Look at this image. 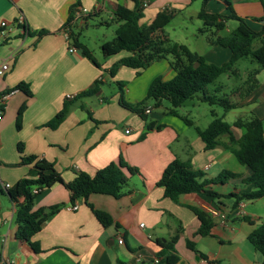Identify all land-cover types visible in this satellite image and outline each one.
<instances>
[{"label":"crops","instance_id":"1","mask_svg":"<svg viewBox=\"0 0 264 264\" xmlns=\"http://www.w3.org/2000/svg\"><path fill=\"white\" fill-rule=\"evenodd\" d=\"M193 1L197 0H153L143 10L141 20L147 18V24L143 25H149L159 12L181 11V7H188ZM76 3L94 16L109 13L112 20H115L118 6L136 8L133 0H0V61L10 66L0 76V97L21 82L29 84L33 93L28 97L15 91L4 104L0 103L3 113L0 183L12 187L27 177L33 168V165L20 164L19 144L24 145L26 156L36 155L53 163L65 183L72 182L76 172L94 176L98 170L121 157L139 173L130 176L126 171L130 180L119 199L102 194L89 197L90 204L112 217L114 223L109 227L97 220L83 198L72 203L69 190L62 184L56 183L44 190L36 199V208L59 205L60 209L32 239L40 245V252L15 237V204L0 188V264H152L161 249L159 242L174 237L180 227L183 231L175 245L180 257L177 264H262V255L249 242L248 236L264 222V197L251 203L242 200L237 205L236 198L227 197L254 191L252 184L244 182L251 172L225 147L231 146L228 136L220 138L221 145L217 148L205 149L195 127H207L202 128L198 121L189 120L184 109L191 100L178 112L193 125L168 114L170 108L163 103L155 108L154 102L150 101L148 116L155 126L149 130L138 115L128 110L112 116L117 100L113 98L106 102L105 91L101 88L95 95L99 106L92 99L79 106L80 101L70 108L59 128L53 130L45 126L62 110L67 96H76L92 88L97 80L103 84L125 82L121 91L116 84L120 96L129 103H139L146 97L155 78L161 76L169 81L175 75L169 62L161 60L140 73L121 67L111 77V67L131 53L124 51L110 57L102 68L83 54L79 56L77 49L70 53L67 30L63 28L70 17V8ZM149 9L155 10L148 13ZM20 16L24 17L25 26L18 25ZM239 16L255 31L264 29L263 8L257 7L250 15ZM84 26H88V21ZM23 27H26V34ZM80 27L83 26L80 24ZM43 30L48 34L35 40ZM256 43L259 46L260 42ZM212 47L211 55L200 54L207 62L214 64L215 58L222 63L230 60L229 48ZM219 47L226 50L215 49ZM238 64L234 72L226 74L227 78L247 79L253 74H243ZM256 70H259L258 74L251 79L256 83L255 88L247 93L251 83L246 82L243 87H237L231 93L232 102L237 107L219 114L231 125L236 140L244 134L243 129L234 126L238 119L247 120L254 116L264 124V69L260 70L258 66ZM22 109V127L18 130L16 119ZM126 130L130 132L126 133ZM176 158L190 161L195 170L204 173V180L214 179L222 171L242 178L211 185L210 189L219 198L203 199L198 194H188L176 203L166 198L164 189L158 185L165 168ZM205 205H213L223 213L221 217L213 218L214 225L208 237L198 235L200 222L188 208H203ZM73 206L78 208L71 210ZM240 211L243 212L239 214ZM120 237L124 240L122 245L119 244ZM188 240L195 243L206 258L190 250Z\"/></svg>","mask_w":264,"mask_h":264},{"label":"trees","instance_id":"2","mask_svg":"<svg viewBox=\"0 0 264 264\" xmlns=\"http://www.w3.org/2000/svg\"><path fill=\"white\" fill-rule=\"evenodd\" d=\"M133 1L136 4V8L133 10L121 5L118 6L114 13L115 20L119 23L115 38L111 42H106L102 45V52L105 57H112L124 51L131 53L130 56L122 58L111 67L109 71L111 77H114L121 67L131 68L140 73V71L161 60L169 62L175 75L169 81L164 80L161 76L155 78L149 86L146 97L139 103H129L121 95L119 104L122 108L138 115L146 123L149 130L155 126V123L150 121L146 113L147 104L150 101L154 102L155 108H159L164 101H168L171 105L168 114L182 118L189 125H193V123L186 117H182L178 109L198 95H200L198 97L202 102L208 103L211 106H219L223 109L224 113L235 109L237 104L230 101L226 96H218L223 90L222 87H218L213 92H210L209 86L215 84L220 76L234 72L239 61L249 57L254 59L260 70L264 69V29L255 31L244 18L233 12L231 3L228 0H222L227 4L231 12L227 16L219 13H208L205 7L211 0H202L203 8L198 14V18L204 23V29L200 30L201 34L214 30L207 37L209 44L212 46H223L231 50L230 60L222 65H216L207 62L204 56L193 52L188 46L172 42L164 35V29L174 19L175 12L164 10L159 12L149 25H141L140 21L144 16V8L141 4L144 1L150 3L153 0ZM259 1L264 10V0ZM79 7L80 3H76L70 8V17L63 29L69 31L70 45L81 50L86 58L91 60L97 67H100L91 51L78 40V37L73 32L74 26L71 25L74 18L73 13ZM91 17L92 15L87 17L86 22ZM231 19L237 21L238 26L227 35L221 36L219 33L225 30L227 21ZM25 31L27 30L25 29ZM28 34L34 36L30 31H28ZM46 34L48 32L43 30L37 35L38 38H41ZM256 42H260L257 48L254 47ZM258 72L259 70L253 72L245 81L247 84L251 83L247 93L255 88L256 83L251 79ZM116 84L119 86L120 91L126 85L125 82H117ZM102 85L103 82L97 80L92 88L77 94L71 99L67 98L62 110L46 123L45 126L53 130L59 128L67 117L70 108L79 103L83 98L97 95ZM15 91H21L28 97L33 96L30 85L25 82H21L5 94ZM23 111L24 109L19 112L16 119V128L18 130L22 127ZM212 117L213 120L207 128L201 129L195 127L198 136L205 144V149L213 150L217 148L221 145L220 138L228 136L231 146L225 147L232 151L240 164L250 170L251 174L244 179V182L254 186V191L251 193H243L241 195L230 194L227 197L236 198V205L242 200L255 201L263 198V121L254 116L247 120L238 119L234 123V126L243 129L244 134L240 139L236 140L233 136L231 125L222 116H218L213 111ZM18 152L20 154V164L33 165V168L27 177L19 180L11 188L4 189L1 186L0 188L15 204V224L17 227L15 237L21 242L30 244L35 252H40V245L32 241L33 237L42 230L49 218L60 209L59 205L50 208H36V199L44 190L56 183L62 184L69 190L72 203L78 198H83L97 220L104 227H109L114 223L112 217L90 204L88 202L89 197L93 194H102L119 199L125 193L124 190L129 184L130 176L139 173L137 168L127 164L121 157L119 161L111 162L106 167L98 170L94 176L86 172H76L74 180L70 183H65L53 163L41 159L36 155L26 156L23 144L18 145ZM126 171L130 176L126 174ZM204 176L202 171L193 168L190 161H182L176 158L165 168L158 185L164 189V196L166 198L178 203L182 196L188 194H198L205 199L219 198L220 196L210 189L211 185L225 184L232 178H242L240 175L229 171H222L214 179L204 180ZM35 189L39 190L37 194L34 193ZM188 208L197 216L200 222L198 235L202 237L211 236V230L214 225L212 217L201 208L193 206H189ZM182 231L180 227L174 237L166 242H159L161 249L156 255L158 259V263L156 264H177L180 261L175 245ZM248 240L262 255V264H264V222L248 236ZM187 246L202 258H206L204 254L197 250L195 243L192 241L188 240Z\"/></svg>","mask_w":264,"mask_h":264},{"label":"rangeland","instance_id":"3","mask_svg":"<svg viewBox=\"0 0 264 264\" xmlns=\"http://www.w3.org/2000/svg\"><path fill=\"white\" fill-rule=\"evenodd\" d=\"M231 3V7L233 12H235L238 16L239 15H250L255 12V8L261 7L263 8L262 4H260L259 0H228ZM224 1L222 0H212L210 1L205 9L208 13H220L222 15H230V10L225 7ZM203 8V1L197 0L193 1L192 4L188 7H181V11L179 9L175 12L177 15L173 21L165 28V35L172 41H179L182 44L188 46L193 52H197L202 55H211L213 51V47L208 44L207 37L212 34L214 30L209 31L206 34H201L200 30L204 29V23L198 18L199 12ZM155 9L152 11L149 9V12H154ZM1 12V11H0ZM140 24H147V18L145 20H141ZM73 32L75 36L78 37V40L84 44L92 53L94 58L99 62L100 67L102 68L103 65L106 64L107 60L110 57H105L102 52V45L106 42H111L116 35V30L119 26L116 20H112L111 14L109 13H102L101 15L94 16L88 19V26L80 27V23L74 25ZM238 26V22L235 20H228L227 25L224 31L220 32L221 36L227 35L229 32L234 30ZM35 40L38 37L34 38ZM254 47H258V43L254 44ZM221 51H225V48H215ZM76 53L79 56L82 55V52L77 49ZM75 53V54H76ZM70 55V54H69ZM216 65H222V61L218 58L214 60ZM238 69L244 73H253L254 70L258 67V64L252 59L251 57L243 59L239 61ZM242 76V75H241ZM246 77L239 78L235 80V77L227 78V75L224 74L218 78L215 84H211L209 86V91L213 92L218 87L223 86V92L221 95L218 96L223 97L226 96L230 101L234 100L233 95H231L232 91L235 90L237 87H243L244 82L248 79ZM102 89L105 91V98L108 101H112L113 98L117 100L114 106V112L112 116H119L120 113H124L127 110L123 109L119 104L120 92L118 91V87L115 82H107L101 86ZM226 94V95H225ZM200 96V95H198ZM194 98L193 100L189 101V103L185 106V112L189 118V120H196L198 121L199 125L202 128L208 126L209 122L213 120L212 112L214 111L218 115L223 112V109L219 106H211L208 103L201 102L197 100L199 97ZM94 101L98 106L100 105L99 99L96 96L83 98L81 103L77 105H81L83 101ZM126 101V100H125ZM164 106L171 108V105L168 101L163 102ZM75 105V106H77ZM221 116V115H219ZM232 117V116H231ZM118 118V117H117ZM16 131V129L14 128ZM13 130V131H14ZM9 168V167H8ZM247 203H251V201L246 200ZM264 213V212H263Z\"/></svg>","mask_w":264,"mask_h":264},{"label":"built area","instance_id":"4","mask_svg":"<svg viewBox=\"0 0 264 264\" xmlns=\"http://www.w3.org/2000/svg\"><path fill=\"white\" fill-rule=\"evenodd\" d=\"M148 3H149V2L144 1V2L142 3V7H143V8H146V7L148 6ZM91 14H92L91 11H89V10L86 9V8H83V7H79V8H77V9L75 10V12H74V18H73V20H72V22H71V25L74 26V25H76L77 23H80L82 26H84L85 23H86V19H87V17H89ZM18 25H20V26H25V19H24L23 16H20V19H19V21H18ZM2 26H6V23H2ZM65 32H67V34H68L69 31L67 30V31H65ZM23 33H24V34L27 33V32L25 31V28L23 29ZM67 37H68L67 39L70 41V39H69V34L67 35ZM75 51H76V48H75L74 46H72V45L69 44V52H70V53H73V52H75ZM9 68H10V66H9V64H8L7 62H2V61H0V76L4 75V74L9 70ZM11 94H12V93L2 95V96L0 97V103H1V104H4V102L7 100V98H8ZM73 97H74V96H67L68 99H71V98H73ZM146 113L149 114V113H150V110H146ZM2 121H3V113H2V111L0 110V124H1ZM129 132H130V130H126V133H129ZM0 186H1L2 188H4V189H9V188H11V186H10L9 184H5V183H0ZM38 192H39L38 189H35V190H34V193H35V194H37ZM199 196H200V195H199ZM201 197H202V196H201ZM202 198H203V197H202ZM203 199H205V198H203ZM77 208H78L77 206H73V207H71L70 209H71V210H76ZM201 209H203L207 214H209V215L212 217V219H213V218L221 217V216L223 215V213H222L217 207H215V206H213V205H205V207H203V208H201ZM242 212H243V211H240L239 214H241ZM123 243H124V240H123L122 237H120V239H119V244L122 245ZM153 261H154L153 264L158 263V259H157V258H155Z\"/></svg>","mask_w":264,"mask_h":264},{"label":"water","instance_id":"5","mask_svg":"<svg viewBox=\"0 0 264 264\" xmlns=\"http://www.w3.org/2000/svg\"><path fill=\"white\" fill-rule=\"evenodd\" d=\"M165 242V240H163Z\"/></svg>","mask_w":264,"mask_h":264}]
</instances>
